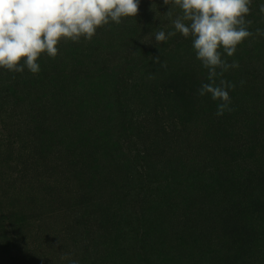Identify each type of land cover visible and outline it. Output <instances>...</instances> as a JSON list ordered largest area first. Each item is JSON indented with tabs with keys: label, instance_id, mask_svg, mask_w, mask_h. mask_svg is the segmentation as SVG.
<instances>
[{
	"label": "rangeland",
	"instance_id": "obj_1",
	"mask_svg": "<svg viewBox=\"0 0 264 264\" xmlns=\"http://www.w3.org/2000/svg\"><path fill=\"white\" fill-rule=\"evenodd\" d=\"M261 3L247 17L253 33L264 30ZM168 11L140 0L126 18L132 33L112 23L60 44L55 59H39L44 76L0 68V264H264V36L224 55L239 67L223 77L236 85L233 111L217 116L219 101L198 93L207 69L191 38L183 56L161 60L164 71L140 69L131 39L155 45L180 14ZM114 97L132 111L127 127L114 128ZM161 116L171 139L155 133ZM233 140L248 143L245 156L231 157ZM130 182L146 196L139 212Z\"/></svg>",
	"mask_w": 264,
	"mask_h": 264
},
{
	"label": "clouds",
	"instance_id": "obj_2",
	"mask_svg": "<svg viewBox=\"0 0 264 264\" xmlns=\"http://www.w3.org/2000/svg\"><path fill=\"white\" fill-rule=\"evenodd\" d=\"M169 6L171 19L174 9L180 14L171 19L174 31L157 30V44L179 33L191 38L195 57L207 69V81L202 83L200 96L210 95L219 101L216 115L231 112L229 89L236 85L224 79V74L239 64L224 58L233 57L247 39L264 36V30H249L252 21V0H163ZM140 0H0V68L32 74L41 72L38 62L42 54L55 59L58 45L82 40L92 41L98 30L110 24H121L139 13ZM155 3H153V8ZM264 14V3L259 5ZM143 42V41H142ZM155 63L160 64L159 57ZM167 67L166 62L161 65ZM244 82L241 81V84ZM72 264H78L72 261Z\"/></svg>",
	"mask_w": 264,
	"mask_h": 264
},
{
	"label": "trees",
	"instance_id": "obj_3",
	"mask_svg": "<svg viewBox=\"0 0 264 264\" xmlns=\"http://www.w3.org/2000/svg\"><path fill=\"white\" fill-rule=\"evenodd\" d=\"M252 18L255 19L254 15L252 16ZM126 21H127V19L123 20V22L120 24V26L119 25L118 26L122 30L126 31L127 33H132L134 31V28L132 26H129V24ZM109 27H110V30H114V27H112L110 25H109ZM169 31H174V30L172 28V30L170 29ZM130 36L131 35H129V38L131 39ZM133 39H134V37H132V39H131L132 41L131 42L134 43L135 45L137 44V47L139 48V50L141 48V51L143 52V54H141V55L144 56L142 59H139L140 69H142L144 61H146V62L153 61L152 67L153 66L159 67L160 68L159 69L160 72L164 71V69H163L164 67H162L161 65H158L157 63H155V57H159L160 63H161V60L164 59V57H165V59L168 58V57L172 58V59L173 58H178V57H181V55L183 56L184 55V50L187 47H189V45H191L190 40L182 37V35H180L179 33H177V35L174 36V37H170L166 42L159 43V44L156 43L155 45H153L152 39L149 42V44H147V45L146 44L145 45H141L140 44L141 42L140 43L136 42V40L134 41ZM161 49H163V52H161ZM155 54H156V56H154ZM168 60H170V59H168ZM42 65L44 66V68H43V70H41L40 76H42V75L44 76L48 72L46 70V67H45L46 64L44 63ZM143 67H145V66H143ZM51 76H54V75H51ZM33 78H32V80H33ZM176 81L177 80H175L174 83H169V84H166V85L163 84L162 86H165L166 91L171 93L172 91L178 90V85L179 84ZM185 82L187 83V80H185V79L181 80V83L184 84ZM153 86H154V88H153ZM153 86H152V90H155L156 88H158L157 83L153 84ZM163 89H164V87H163ZM109 103H110L109 111H110V114L112 116L113 115L115 116V117H113L115 119V123H116V119H118V123L115 125L114 128H118L120 125H122L124 127H127L128 124L126 122V119L129 118V116L131 115L132 111L127 107V105L124 104L123 100L121 101L120 99H117L116 97L113 98V101L109 100ZM162 117L163 116H161V118L158 120V122H155V124H156L154 126L155 133H156V129L159 128V131L162 134L164 133V135L168 136L166 138V140L167 139H171V134L169 132L167 133L168 129L166 128L165 124H163ZM122 121H124L125 124H122ZM40 128L43 129L40 132V133H42V131H44V128H43V126H41ZM115 132H111L110 133L111 143H112V140L114 139ZM148 134L150 135L149 131H148ZM231 135L229 137H230V140L232 141V138H234V137L231 136ZM251 135H250V137H251ZM148 137L149 136L147 135V138ZM108 141L110 142V140H108ZM115 141H117V143H118L117 139H115ZM163 141H164V139H163ZM247 145H248V143L244 142L243 145L237 146L236 141L234 142V140H233L232 146H233L234 150H233V153L231 154V157L237 159L238 156H241V157L245 156L244 152H245V147ZM126 147H127L128 151L131 150L130 146L126 145ZM247 149L249 150V147ZM158 153H160V152H158ZM137 157L144 159V156H136V159H137ZM253 166H254V169H256V167H257V169H259V167H260V166H257V163H254ZM244 172H245V169L241 168L238 171H235L233 173H234V175H242ZM255 173H256V171H251L250 170L246 174H252L253 175ZM134 185L135 184H132V182H130L129 187L127 189H125L124 191H126L127 194L129 193L132 196L133 208L136 209L139 212L138 209H143L144 208V201L146 199V196L144 195V191H142L143 188L141 186L137 187V189H136V187Z\"/></svg>",
	"mask_w": 264,
	"mask_h": 264
}]
</instances>
